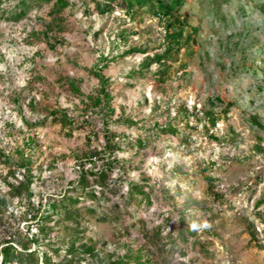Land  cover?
I'll return each mask as SVG.
<instances>
[{
	"label": "rangeland",
	"instance_id": "1",
	"mask_svg": "<svg viewBox=\"0 0 264 264\" xmlns=\"http://www.w3.org/2000/svg\"><path fill=\"white\" fill-rule=\"evenodd\" d=\"M18 1L2 0L0 5V148L7 154L22 149L34 161L31 187L36 206L44 209L50 197H59L70 186L80 166L75 155L86 150L87 143L102 148L104 129L99 118L91 115L98 139L91 137L90 126L76 127L70 133L51 119L29 130L22 116L31 121L35 116L27 103L35 98L42 109L69 108L80 122V111L74 109L80 98L65 81L75 80L84 93L92 91L98 79L85 67L93 66L101 54L118 57L103 70L113 79V118L124 113L138 122L136 127L112 123L111 129L136 138L144 127L170 122L189 133L194 143L180 147L177 136L163 134L143 150L124 144L119 156L131 163L126 179L147 181L153 187L151 204L129 202L125 183L117 193L98 189L96 198L89 196V188L78 204L68 206L72 216L59 209L51 219L37 223L23 218L26 199L9 194L7 181L18 185L21 174L10 176L0 162V195L7 201L0 243L16 230L25 232L27 225L34 233L40 224L46 234L32 248L37 247L39 254L47 252L56 262L62 261L72 242L77 246L94 242L98 257L84 255L83 263L142 251L144 258H150L146 264H264V250L248 245L250 235L241 220L245 216L254 223L264 240V223L256 214L264 212V205L255 207L264 195V151L255 148L257 143L264 146V0H186L181 13L198 28L196 40L181 50L164 82L154 74L156 64L143 74H131L163 43L164 29L149 12L136 19L120 9L86 14L93 4L75 0L63 12L64 30L47 39L42 35L43 20L50 19L52 2H42L20 21L9 20ZM123 30L126 41L119 36ZM133 47L149 51L125 54ZM13 91L20 94L18 103ZM217 96L235 100L236 105L220 118L216 133L220 139L234 137V129L236 140L219 142L205 134L203 111L210 106L208 98L216 102L217 111L223 107ZM194 105L201 120L178 112L183 107L191 113ZM253 114L259 124L250 120ZM28 137L35 141L32 151L26 146ZM119 173L115 169L111 184ZM205 175L215 177L213 191ZM181 209L194 221L199 239L209 244L211 256L192 245L185 256L178 249H165L167 233L177 231ZM209 229L213 234H208ZM53 248H59V253Z\"/></svg>",
	"mask_w": 264,
	"mask_h": 264
},
{
	"label": "trees",
	"instance_id": "2",
	"mask_svg": "<svg viewBox=\"0 0 264 264\" xmlns=\"http://www.w3.org/2000/svg\"><path fill=\"white\" fill-rule=\"evenodd\" d=\"M75 0H19L14 6V9L9 13L8 19L12 21H20L24 19L28 13L36 6H39L42 2H52L48 15L50 19L43 20L42 35L47 39L50 38L51 33L57 34L64 30L63 17L64 10L69 7ZM93 4L92 7H88L85 13L89 11L97 12L99 14H106L116 9L122 10L127 16L132 19L141 18L143 12H149L154 17H157L164 29V39L161 44V49L155 52L151 57H147L145 61L141 63L139 70H133L132 75L143 74V71L153 64H156L157 68L154 71L155 76L160 82H164L168 76L170 69L174 62L178 61V57L183 48H189L190 45L196 40L195 36L198 28L192 26L189 23V17L186 14H182L181 10L186 0H88ZM2 0H0L1 5ZM126 30L119 33V36L126 41ZM35 32L31 33L34 34ZM57 39L56 41H58ZM55 41V42H56ZM149 48L133 47L125 51V54H133L136 52L147 53ZM118 57L111 55L101 54L97 62L91 67H85V69L98 79V84L89 93H84L79 84L72 79H66L65 84L68 89L77 97L80 98V103L76 104L74 109L80 111V122L77 117L73 115L69 108H47L37 105L35 98L28 101L27 107L31 110L35 119H30L22 116L24 124L29 130H33L38 126L45 124L49 119L54 123H60L64 128H67L69 132H73L76 127L90 126L91 132L94 138H99V133L93 130L94 115L99 118L102 127L104 129V143L103 147L89 146L87 143V149H82L81 154H76L78 159L79 170L77 177L70 181V186L59 197H50L43 205L36 206L32 202L33 190L32 184L35 179L33 173V160L26 155L24 150L16 149L14 153L7 154L4 149L0 148V162L5 164L8 168L10 176H16L21 174V181L18 185H15L7 181L9 186V194L12 198H25L27 202V208L25 215L23 216L25 222L37 223L39 221L48 220L56 214L57 210L64 209L68 216H72V211L68 208L69 205H76L80 201L81 194L86 193L87 189H91L89 196L96 198L98 189H108L112 193L120 191V184L125 183L126 191L125 196L128 201L138 200L147 204L152 203L153 187L147 181H136L126 179L131 163L129 160L119 156L121 152L125 150L124 144L129 146H135L139 150L146 148L147 144L151 140L160 138L163 134H169L177 136L179 139L180 147H191L194 143L189 133L180 131L178 127L172 125V123H155L153 126L144 127L143 131L139 132L136 138H132L125 133L120 134L117 131L111 129L112 123H125L129 127L137 126L138 122L124 113L118 115L116 119L113 116L116 113V108L113 105L114 93H113V79L106 75L103 70L107 68L111 62L115 61ZM40 78V77H38ZM13 98L16 103L19 102L20 94L13 91ZM217 102L223 105L220 111L215 109L216 102L212 98H208V109L203 111L206 124L204 125L205 134L214 141L230 142L236 140L237 132L233 129L234 137H225L220 139L216 133L218 129V122L220 118L228 116L231 108L236 105L235 100H225L224 97L217 96L215 98ZM41 108V109H39ZM43 110L42 117H39L40 111ZM178 112L183 116L189 117L195 116L201 120L198 113L197 106H193L191 113L187 109L181 107ZM222 114V115H221ZM250 120L255 124H259L256 115H250ZM189 125V123H187ZM89 139L88 142H91ZM35 144L33 138L28 137L26 146L32 151V146ZM256 152H263L264 146L261 143H257ZM78 152V151H77ZM14 154V155H13ZM15 158H14V157ZM102 161L98 163V161ZM87 163L90 167H87ZM213 164V163H210ZM209 164V166H210ZM209 166L205 168H209ZM115 169L119 170L118 178L111 184L112 176ZM205 179L208 182V187L213 191L215 177L212 175H205ZM81 190L80 194L74 195L73 192ZM7 201L4 196L0 195V225L5 227L6 205ZM264 205V195L260 197L255 207L259 208ZM94 211V209H90ZM179 224L176 233L169 231L167 233V243L164 244L166 250H179L181 256H185L187 253V247L189 245L199 248V251L206 256H211L213 252L210 249L207 241H202L197 235V229L194 227V221L188 219L186 209L180 210ZM31 214V216H29ZM257 217H259L264 223V212L257 211ZM11 215L16 218L14 213ZM242 223L245 229L250 235L248 245L255 248L264 250V240L258 237V230L254 226V223L249 221L245 216L241 217ZM25 232L16 230L9 236L8 239H3L0 243V254L2 259L0 264H128L133 260L136 264H146L150 262V258L146 256L142 251H139L136 255L126 254L119 258H111L108 261L97 258L92 263H83L84 255L97 256L96 246L94 242L82 243L75 245L74 242L69 244L66 250V255L62 261L56 262L54 258L48 255L47 252L38 253V248H32L34 244L40 240L41 235L46 234L44 226L39 224L38 229L31 233L33 230L30 225ZM161 234V229L158 230V234ZM208 234L211 233V229L208 230ZM168 246V247H167ZM56 254L59 253V248H53ZM98 257V256H97ZM144 259V260H143Z\"/></svg>",
	"mask_w": 264,
	"mask_h": 264
},
{
	"label": "built area",
	"instance_id": "3",
	"mask_svg": "<svg viewBox=\"0 0 264 264\" xmlns=\"http://www.w3.org/2000/svg\"><path fill=\"white\" fill-rule=\"evenodd\" d=\"M29 216H31V214H29ZM1 259H2V255L0 254V262H1Z\"/></svg>",
	"mask_w": 264,
	"mask_h": 264
}]
</instances>
